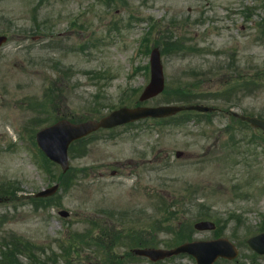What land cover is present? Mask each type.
<instances>
[{
	"label": "rangeland",
	"instance_id": "374dc122",
	"mask_svg": "<svg viewBox=\"0 0 264 264\" xmlns=\"http://www.w3.org/2000/svg\"><path fill=\"white\" fill-rule=\"evenodd\" d=\"M101 1L0 0V32L10 37L0 48V188L10 180L12 186L0 191L17 195L16 202L0 203V233L12 232L30 242L33 260L39 253L55 252L56 264H105L99 247L107 232L104 218L129 211L145 218L142 212L148 214L154 196L164 193L173 200L175 193L192 186L191 193L184 192L186 198L178 197L176 216L193 221L207 209L217 231L193 230L190 235L226 236L239 249L237 264H264V257L251 256L245 245V238L264 230V141L257 130L235 120L226 130L227 111L210 123L203 121L205 132L195 137L144 121L95 133L70 152L75 169L68 190L59 191L61 199L50 208L33 209V194L56 181L31 157L34 150L26 135L25 147L20 146L19 132L37 128L49 113L54 119L96 118L97 103L106 113L127 98L123 93L129 88L137 89L132 96L137 97L149 78L144 70L149 52L136 50L154 21L160 24L149 35L148 48L159 47L166 84L180 92L203 93L197 94L201 104L264 116V24L257 27L264 19L258 6L263 0ZM254 4V15L245 21L242 6ZM171 39L181 40L179 50L162 47ZM254 77L262 79L258 86ZM169 93L143 104L174 103ZM177 150L184 156L176 157ZM61 208L69 212L67 217L58 215ZM85 226L91 230L87 237L65 248L66 259L60 257L58 244L71 243L68 235ZM168 236L161 232L157 241L166 245ZM124 263L195 264L185 255L160 263Z\"/></svg>",
	"mask_w": 264,
	"mask_h": 264
},
{
	"label": "water",
	"instance_id": "95a60500",
	"mask_svg": "<svg viewBox=\"0 0 264 264\" xmlns=\"http://www.w3.org/2000/svg\"><path fill=\"white\" fill-rule=\"evenodd\" d=\"M157 79L159 84V81L161 80V74L159 71L157 72ZM166 110H167L166 108L156 109L157 112H166ZM133 113H134L133 110L121 109L119 111L110 114L106 118L102 119L100 122L89 121L78 125H72L67 122L61 121L55 124L50 129L45 130L42 133V135L39 136L38 142L42 147V149H44L48 155H50L55 160L61 162V164L65 168L66 167L65 151H66L67 143L72 138L80 136L102 125L111 126L118 122L130 120L132 118ZM112 120H117V121H112ZM247 120H249L253 125L260 126L261 128L264 129V121L257 120L254 118H247ZM223 242L227 244L229 247H231L226 241ZM249 242L256 250L260 252H264V233L251 238ZM191 246L197 249V251L199 252L200 259H204L205 262H210L213 259L212 256H208V255L211 254L215 249L217 252H219L221 249H224V245L222 244V242H216V243L208 242V243H196L193 245L192 244L182 245L171 251L145 250L143 251V253L151 256L152 258H159L171 252L191 250Z\"/></svg>",
	"mask_w": 264,
	"mask_h": 264
},
{
	"label": "trees",
	"instance_id": "16d2710c",
	"mask_svg": "<svg viewBox=\"0 0 264 264\" xmlns=\"http://www.w3.org/2000/svg\"><path fill=\"white\" fill-rule=\"evenodd\" d=\"M161 224H162V222L159 221V222H156V223H155V226H160ZM13 253L15 254L14 250H13V251L9 250V251L5 252V253H4V255H5V259H4V260H6V259L8 260V257H9L11 254H13ZM4 260H1L0 262L3 263V262H5Z\"/></svg>",
	"mask_w": 264,
	"mask_h": 264
}]
</instances>
